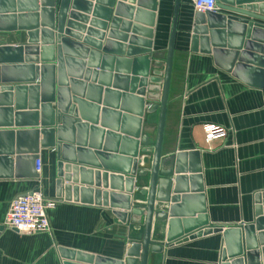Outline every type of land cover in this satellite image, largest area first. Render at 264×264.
I'll use <instances>...</instances> for the list:
<instances>
[{
	"label": "water",
	"instance_id": "95a60500",
	"mask_svg": "<svg viewBox=\"0 0 264 264\" xmlns=\"http://www.w3.org/2000/svg\"><path fill=\"white\" fill-rule=\"evenodd\" d=\"M157 1L0 0V33L26 34L23 45L0 46V179L38 180L35 161L53 150L57 202L93 198L142 231L123 261L59 248L61 264H147L164 245L212 234L222 237L218 264H264V192L252 223L209 227L200 152L162 154L181 0L166 50L153 53ZM216 7L192 17L191 51L264 90V0ZM155 113L156 126L145 124Z\"/></svg>",
	"mask_w": 264,
	"mask_h": 264
},
{
	"label": "crops",
	"instance_id": "0c3cea01",
	"mask_svg": "<svg viewBox=\"0 0 264 264\" xmlns=\"http://www.w3.org/2000/svg\"><path fill=\"white\" fill-rule=\"evenodd\" d=\"M172 11L173 0L157 1L153 53L167 48ZM194 14L192 0H181L162 154L199 151L209 227H238L252 223L254 195L264 192V90L248 86L219 69L210 56L191 51L189 31ZM25 43L24 32L0 33V46ZM157 120L155 113L145 116L144 123L156 126ZM204 124L227 130V137L214 142L211 151L204 142ZM154 139L155 133L151 135L152 142ZM39 157L42 171L38 180L0 179V226L4 228L0 232V264H61L59 248L123 261L130 244L142 239V231L134 230L130 216L121 223L113 215L120 210L96 206L93 198L90 204L57 202L55 152L41 150ZM146 186L145 180L135 182L134 191ZM38 189L45 198L56 201V206L47 211L51 233L23 235L5 227L11 201ZM99 191L109 192L102 187ZM142 201L137 197V203ZM221 249V235L212 234L164 245L161 254L149 255L147 264H218Z\"/></svg>",
	"mask_w": 264,
	"mask_h": 264
},
{
	"label": "built area",
	"instance_id": "2783aa9c",
	"mask_svg": "<svg viewBox=\"0 0 264 264\" xmlns=\"http://www.w3.org/2000/svg\"><path fill=\"white\" fill-rule=\"evenodd\" d=\"M192 7L196 13L217 11L216 0H192ZM202 133L207 150L211 151L212 144L227 137V130L216 124H204ZM35 172L40 176L42 162L40 157L35 161ZM56 206V201L45 198L40 190L29 195L16 197L9 205L5 216V227L16 230L19 234H50L51 227L47 211Z\"/></svg>",
	"mask_w": 264,
	"mask_h": 264
},
{
	"label": "rangeland",
	"instance_id": "374dc122",
	"mask_svg": "<svg viewBox=\"0 0 264 264\" xmlns=\"http://www.w3.org/2000/svg\"><path fill=\"white\" fill-rule=\"evenodd\" d=\"M151 120V119H150ZM150 120H148L149 121V123H150Z\"/></svg>",
	"mask_w": 264,
	"mask_h": 264
}]
</instances>
